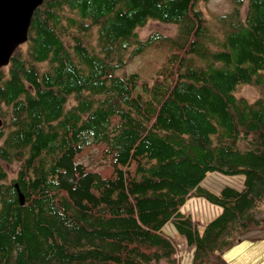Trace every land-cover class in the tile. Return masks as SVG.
Masks as SVG:
<instances>
[{
  "label": "trees",
  "instance_id": "trees-1",
  "mask_svg": "<svg viewBox=\"0 0 264 264\" xmlns=\"http://www.w3.org/2000/svg\"><path fill=\"white\" fill-rule=\"evenodd\" d=\"M44 0L0 70V264H191L264 228V0ZM150 22L174 36L139 30ZM169 52L150 81L118 72ZM256 90L254 101L240 97ZM98 149V164L81 159ZM9 168H16L11 177ZM242 176L215 194L208 174ZM24 196L20 204L18 191ZM219 207L202 233L191 198Z\"/></svg>",
  "mask_w": 264,
  "mask_h": 264
},
{
  "label": "rangeland",
  "instance_id": "rangeland-1",
  "mask_svg": "<svg viewBox=\"0 0 264 264\" xmlns=\"http://www.w3.org/2000/svg\"><path fill=\"white\" fill-rule=\"evenodd\" d=\"M231 0H210L207 4H202V8L209 18L211 16H220L228 13L231 9ZM153 32H159L166 36H174L176 27L159 22H150L144 29L139 30L140 37L146 40ZM168 46L156 44L150 47L145 53L136 57L125 70L118 72V75L124 73H137L144 81H150L156 71L162 66L167 54ZM240 97L254 101L258 97L256 90L250 87H243L239 92ZM98 149H93L81 162L86 166L94 168L98 164ZM11 177L16 175V168H6ZM209 191L219 194L224 187H233L238 190L244 187V178L242 176L227 177L217 173L208 174L202 184ZM221 209L207 203L203 199L191 198L187 201L182 213L189 217L202 233L204 227L214 220ZM259 219H264V207L258 213ZM166 232L173 238L178 248L177 259L179 264H191L193 257V248L189 247L186 240L182 238L173 229L172 225L167 226ZM225 260L228 264H264V228L254 230L246 234L241 243L235 245L226 252Z\"/></svg>",
  "mask_w": 264,
  "mask_h": 264
},
{
  "label": "water",
  "instance_id": "water-1",
  "mask_svg": "<svg viewBox=\"0 0 264 264\" xmlns=\"http://www.w3.org/2000/svg\"><path fill=\"white\" fill-rule=\"evenodd\" d=\"M44 0H0V70L10 64L14 52L28 42L35 11ZM1 126V122H0ZM20 204L24 196L16 185Z\"/></svg>",
  "mask_w": 264,
  "mask_h": 264
},
{
  "label": "crops",
  "instance_id": "crops-1",
  "mask_svg": "<svg viewBox=\"0 0 264 264\" xmlns=\"http://www.w3.org/2000/svg\"><path fill=\"white\" fill-rule=\"evenodd\" d=\"M220 214V213H219ZM211 222V221H210Z\"/></svg>",
  "mask_w": 264,
  "mask_h": 264
}]
</instances>
